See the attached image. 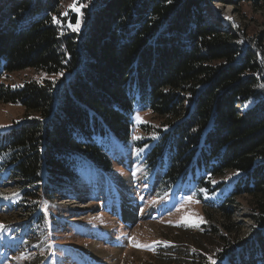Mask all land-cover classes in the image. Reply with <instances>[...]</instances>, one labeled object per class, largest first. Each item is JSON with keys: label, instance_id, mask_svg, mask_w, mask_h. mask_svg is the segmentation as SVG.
<instances>
[{"label": "trees", "instance_id": "trees-1", "mask_svg": "<svg viewBox=\"0 0 264 264\" xmlns=\"http://www.w3.org/2000/svg\"><path fill=\"white\" fill-rule=\"evenodd\" d=\"M79 1L78 13L64 0H0V102L24 109L0 131V167L17 189L6 203L37 212L82 168L109 172L111 141L129 150L136 110H150L160 125L143 127L145 162L165 191L193 186L209 221L181 228L152 261L264 264V30L206 21L209 0ZM26 69L47 78L1 82ZM243 195L257 228L249 240L232 237Z\"/></svg>", "mask_w": 264, "mask_h": 264}, {"label": "rangeland", "instance_id": "rangeland-1", "mask_svg": "<svg viewBox=\"0 0 264 264\" xmlns=\"http://www.w3.org/2000/svg\"><path fill=\"white\" fill-rule=\"evenodd\" d=\"M63 3L67 10L73 3L82 5L79 0ZM204 7L203 17L212 24L238 27L248 36L264 30V3L209 0ZM45 78L44 73L26 69L5 73L1 82L16 87ZM23 115L19 105L0 102V131L15 126ZM147 124L156 127L160 121L150 110L138 108L129 150L111 141L112 170L82 168L78 184L68 192L59 191L56 198L43 195L40 208L37 212L29 210L31 214L15 203H6L17 189L0 167V192L7 197L0 198V224L4 225L0 228V264H151L156 247H170V239L178 237L176 232L181 228L207 226L206 210L195 200V188L177 184L172 191H165L162 172L150 169L145 162L147 148L137 144L152 136L143 129ZM201 197L208 199L205 192ZM220 197L216 194L212 199ZM237 201L240 204L235 207L233 221L238 233L232 237L249 240L256 223L246 195ZM11 235L14 238L6 237Z\"/></svg>", "mask_w": 264, "mask_h": 264}, {"label": "snow or ice", "instance_id": "snow-or-ice-1", "mask_svg": "<svg viewBox=\"0 0 264 264\" xmlns=\"http://www.w3.org/2000/svg\"><path fill=\"white\" fill-rule=\"evenodd\" d=\"M69 7H71L74 11H77L79 13V7H86V5H80L79 7H77L76 4L73 3ZM80 15L82 16V13H80ZM53 20H54V22L59 23V21L56 20L55 17L53 18ZM79 24H80V21L78 20L77 24H76V26H75V28L73 30H77L78 31L79 30ZM70 27H71V25H70ZM262 87H264V86H262ZM136 119L140 120L141 118L139 116H137ZM134 138L138 139L139 137H134ZM5 198L7 199V197H5ZM189 199L191 200V197H189ZM3 227H4V225L0 224V228H3ZM209 259L211 260V257H209ZM212 264H215L214 260L212 261Z\"/></svg>", "mask_w": 264, "mask_h": 264}, {"label": "bare ground", "instance_id": "bare-ground-1", "mask_svg": "<svg viewBox=\"0 0 264 264\" xmlns=\"http://www.w3.org/2000/svg\"><path fill=\"white\" fill-rule=\"evenodd\" d=\"M125 178H127V177H125Z\"/></svg>", "mask_w": 264, "mask_h": 264}]
</instances>
